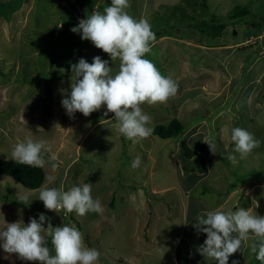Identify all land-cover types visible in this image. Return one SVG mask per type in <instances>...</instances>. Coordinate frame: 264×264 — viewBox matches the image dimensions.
<instances>
[{"label":"rangeland","instance_id":"374dc122","mask_svg":"<svg viewBox=\"0 0 264 264\" xmlns=\"http://www.w3.org/2000/svg\"><path fill=\"white\" fill-rule=\"evenodd\" d=\"M8 1L0 0V159H11L12 146L31 138L45 142V158L54 156L57 168H43L45 180L37 189L0 174V224H27L29 218L39 222L44 213L50 218L42 223L45 233L49 223L53 228L75 225L85 244L100 252L98 264H183L185 255L187 264H216L197 252L206 239L192 227L197 214L248 209L257 201L254 211L264 215V0H129L128 13L146 19L156 36L145 58L178 84L167 102L141 105L151 117L149 127L172 118L184 126L177 137L163 139L152 133L138 144L117 131L114 114L105 116L104 106L87 117L76 112L70 118L61 105V90L70 91L71 64L80 58L91 63L98 55L118 70V61L112 63L108 54L70 30L78 24L76 17L83 19L81 2H73V7L66 0H15L21 4L7 19ZM94 1L101 12L111 3ZM234 6L248 13L229 18ZM211 19L226 23L220 36H209L198 27ZM158 30L166 34L156 35ZM74 36L79 41L76 49ZM198 38V43L187 42ZM205 44L231 48L211 50ZM221 52L226 58H219ZM234 127L261 142L245 159L233 152L230 134L223 131ZM209 137L217 145L216 154L203 142ZM182 141L200 152L183 161L178 157ZM136 156L141 165L133 169ZM200 156L206 172L193 166ZM50 175L54 182H49ZM83 183L92 184L102 214L56 213L38 199L44 185L67 191ZM204 184L209 194L201 196ZM24 193L30 194L29 204L17 201ZM196 198L203 208L192 209ZM254 259L242 244L228 264H251ZM0 264L39 262L22 261L0 248Z\"/></svg>","mask_w":264,"mask_h":264},{"label":"clouds","instance_id":"9594fccd","mask_svg":"<svg viewBox=\"0 0 264 264\" xmlns=\"http://www.w3.org/2000/svg\"><path fill=\"white\" fill-rule=\"evenodd\" d=\"M129 7V0H111L102 12L93 11L70 29L80 34L82 40H89L108 54L112 63H119L118 70L113 71L109 60L97 55L91 63L80 58L71 64L70 91L61 90V105L70 118H74L76 112L87 117L104 106L105 116L114 114L117 131L138 144L153 132V128L149 127L151 117L141 105L167 102L177 93L178 84L171 77L162 75L155 64L145 58L156 36L146 19H136L128 13ZM223 131L230 134L233 152L239 154L240 159L247 158L260 146L261 142L243 128H225ZM203 142L212 154L218 153L213 138ZM47 151L43 140L26 138L12 146L11 159L37 168L50 165L55 170V157L46 159ZM229 159L235 160L236 157L230 156ZM140 165L141 158L136 156L131 167L135 169ZM48 180L54 182L55 177L50 175ZM91 193V183L73 186L67 191L44 185L39 190L38 199L45 209L56 213L75 212L79 216L89 212L102 214L104 208L101 202L94 199ZM29 195L20 194L17 201L29 204ZM258 207L255 201L248 209H215L197 214L192 227L198 234H206L197 252L208 262L228 264L229 257L240 251L242 244H247L250 252L264 264V215L254 211ZM48 220L49 217L40 213L39 222L29 218L27 224L22 221L0 224V248L7 254H16L22 261L39 264H98L100 252L85 244L82 232L75 225L53 228L49 223L45 233L42 223ZM46 237H50L54 255L47 247ZM232 264H237V261L233 260Z\"/></svg>","mask_w":264,"mask_h":264},{"label":"trees","instance_id":"16d2710c","mask_svg":"<svg viewBox=\"0 0 264 264\" xmlns=\"http://www.w3.org/2000/svg\"><path fill=\"white\" fill-rule=\"evenodd\" d=\"M10 1V0H9ZM8 1V2H9ZM15 0H11L10 3H8V7L6 5H4L6 8H8L9 13H6V15H4L7 19H9V16L20 6L19 4H21L20 2H22V0L18 3L15 4L13 3ZM83 3L86 2L87 6L84 8V4H79L80 7L82 8V12L80 13L81 16L84 18H86L87 16L91 15V13L93 11H98V8L95 7V1L94 0H74V1H70V0H66V4L67 3H71L73 7H75V3ZM3 3V2H2ZM264 7V3L262 5ZM93 9V10H92ZM248 11L245 8H241L240 6H234L233 10L230 12L229 14V18H234V17H240L243 16L245 14H247ZM258 15H260L258 13ZM247 17V16H246ZM263 17H261L262 19ZM80 20V18L76 17V23H78ZM213 20H215L216 22H214ZM67 22H70L67 20ZM225 25L226 23L221 22L218 23L217 19H211V22L209 24H207V26H202L200 27V25L198 26L201 30H205L206 33L209 34V36H218L220 34V32H224L225 29ZM212 27V28H210ZM207 29V30H206ZM210 30V31H209ZM66 32V31H65ZM158 34H163L165 35L166 32L164 33L161 30L156 31V35ZM259 35V34H258ZM78 37H80V34L77 35ZM76 36H74V40H72L73 43V49H76L75 47V42L76 41ZM82 40V39H81ZM72 49V50H73ZM71 50V49H70ZM260 51V50H258ZM262 58L264 60V51L262 52ZM184 126L183 124L180 122V120H178L177 118H172L167 124H156L153 127V134L157 135L160 138L166 139V138H170V137H177L180 134H182L184 131ZM182 144V150L179 152L178 157L180 159H182L183 161H186L187 159L193 158L197 155V151L199 150H195L192 149L188 146V144H186L185 141L181 142ZM200 150H203V145L199 147ZM200 152V151H199ZM187 166V163H186ZM196 167V170H205L206 172V162L205 159L203 158V156H200V158H195V162L194 165ZM0 174L3 175H7L9 177H11L12 179L16 180L17 182H19L21 185H23L24 187L28 188V189H37L39 188L45 180V174H44V170L43 168H37V167H31V166H27L24 164H18L15 161H13L12 159H0ZM195 175V174H193ZM203 175V174H202ZM201 175V176H202ZM201 176H193L195 177V179H199L201 178ZM249 186H252L249 185ZM208 190V187L204 184L202 187V191L201 193H199L201 196H203L204 194H206V191ZM190 191V190H189ZM209 193H207L206 195H208ZM198 199L196 198V205H192V209L196 210V206L201 207L200 203L197 202ZM72 217V216H71ZM72 220L76 222L75 218L72 217ZM47 239V247H49L50 252H51V240L50 237H46ZM87 244L89 245V243L87 242ZM188 263V258L187 255L184 256V263L183 264H187ZM251 264H261L260 261H258L255 257L254 261Z\"/></svg>","mask_w":264,"mask_h":264},{"label":"crops","instance_id":"0c3cea01","mask_svg":"<svg viewBox=\"0 0 264 264\" xmlns=\"http://www.w3.org/2000/svg\"><path fill=\"white\" fill-rule=\"evenodd\" d=\"M1 2H5V0H1ZM219 36H220V35H219ZM214 37H216V36H214ZM199 40H200V38H198V41H194V40H192V39H188L187 42L189 43V42L192 41V42H197V43H198ZM206 44H207V43H206ZM206 44H205V46H203V47H205V48H207V49H211V50H217V49H220V50H227V49L231 48L230 45H227V46L225 45V47H221V46H219V48H218V47L212 48V47H207ZM188 45H189L188 47H189V50H190V49H191V46H190V44H188ZM219 54H220V55H219V58H221V59H222V58L224 59V58H226V56H227V55H226V52H221V53H219ZM216 56H217V55H216ZM219 58H218V59H219ZM237 68H238V67H237ZM233 69H236V68L234 67ZM259 75H260V74H259ZM234 77H235V76H234ZM201 208H203V206H201Z\"/></svg>","mask_w":264,"mask_h":264}]
</instances>
